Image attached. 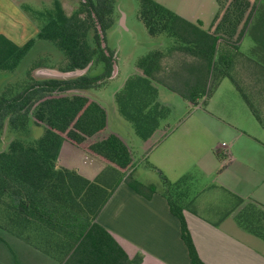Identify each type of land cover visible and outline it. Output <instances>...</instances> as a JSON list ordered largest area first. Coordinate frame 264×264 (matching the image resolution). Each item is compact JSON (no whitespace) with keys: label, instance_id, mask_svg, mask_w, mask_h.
I'll use <instances>...</instances> for the list:
<instances>
[{"label":"trees","instance_id":"trees-1","mask_svg":"<svg viewBox=\"0 0 264 264\" xmlns=\"http://www.w3.org/2000/svg\"><path fill=\"white\" fill-rule=\"evenodd\" d=\"M215 1L217 11L208 28L203 29L201 21L191 22L156 0H137L138 19L149 36L166 35L172 40L166 51L178 49L206 62L202 81H185V89L177 90L158 76L165 50L157 48L138 58L137 71L125 79L114 93V100L120 114L141 139H147L168 113V108L158 100L155 86L158 83L169 85L194 107L200 101L205 103L219 80L227 77L261 122L230 74L231 58L220 55L217 61L213 59L220 43L238 51L257 3L255 0ZM115 13V0H79L78 8L70 13L55 0L50 9L38 13L41 26L36 37L62 51L65 62L61 70L89 65L88 71L98 63V72L86 71L67 79H36L31 72L41 64L32 63L15 93L0 94V130L6 122L10 128L19 129L29 120L44 127L39 138L11 140L7 148L0 151V208L7 218L5 228L35 243L58 264H132L140 260L139 257L130 259L107 229L96 221L116 184L104 186L56 162L58 143L66 140L113 170L127 173L126 183L136 192L150 195L155 191L154 185H144L130 177L138 163L132 149L122 137L106 131L105 108L79 92L101 85L112 73L116 52L107 45L105 35L115 24ZM97 24L104 35V47ZM34 41L30 38L18 45L0 33V72L14 71ZM210 78L214 81L209 87ZM162 182L176 186L164 178ZM168 201L170 210L179 220L180 237L191 263L204 264L198 257L181 207L171 197ZM29 228L39 230L45 239L34 242Z\"/></svg>","mask_w":264,"mask_h":264},{"label":"crops","instance_id":"crops-1","mask_svg":"<svg viewBox=\"0 0 264 264\" xmlns=\"http://www.w3.org/2000/svg\"><path fill=\"white\" fill-rule=\"evenodd\" d=\"M0 1L3 9L10 13L6 17L0 12L1 34L18 44L20 37H28L29 31L38 32L41 22L33 21L20 10V0ZM156 1L191 22L201 21L203 29L208 28L217 11L215 0ZM168 2H175L177 7ZM17 17L21 22L11 21ZM118 20L122 25L127 24L128 16L120 11L116 2L115 24L110 31L120 26ZM11 24H18L20 33L15 32L18 28L8 32ZM238 53L243 58L239 59L240 65L234 64L232 59L230 74L257 111L261 122L252 114L232 81L223 77L205 103L200 101L194 106L205 104L211 111L214 133L220 140L213 144L215 148L211 149V157L207 156L198 164L194 162L197 156L189 140L197 137L186 126L169 142L170 145H162L167 136L163 137L152 146L147 157L143 156L137 163L144 164L157 175L156 180L146 181H161L163 184L164 178L178 186L179 192L181 187H187L193 181H200L203 185L189 194L178 193L179 198L170 197L181 207L198 257L204 264H264V235L243 226L235 216L239 208L248 204L245 210L249 216L264 217V62L256 59L255 51L254 56L239 50ZM51 66L47 64L46 67ZM205 120L207 117L199 116L191 122L203 123ZM98 161L100 171L110 167ZM126 181V176L113 181L111 186L107 181H94L107 187L116 184L96 221L107 229L130 259L140 258L139 262L132 264H192L180 237L179 220L170 210V197L162 190V184L141 182L155 186V191L146 195L136 192ZM251 203L258 205V209ZM0 232V264H13L15 250L24 264H58L52 255L8 228L0 226Z\"/></svg>","mask_w":264,"mask_h":264},{"label":"rangeland","instance_id":"rangeland-1","mask_svg":"<svg viewBox=\"0 0 264 264\" xmlns=\"http://www.w3.org/2000/svg\"><path fill=\"white\" fill-rule=\"evenodd\" d=\"M15 1V0H14ZM19 1V0H18ZM19 8L30 19L35 22L40 21L39 12L46 9H50L53 6L55 0H20ZM63 5L64 10L70 13L74 8H78L79 0H58ZM257 3V10L253 19L251 20L245 34H243L238 50L246 55L255 51L256 59L264 62V0H255ZM118 8L125 15L128 16L127 24H120V26L114 31H106V43L116 52V73L112 77H108L103 83L97 87L80 90L88 97L99 102L106 110V131L117 134L122 137L126 143L132 149V152L136 158V161L147 157L150 149L156 143L167 136L166 140L162 142V145H170L172 141L180 132H182L186 126L196 133L195 139L189 140V145L193 146L196 152V158L194 162L198 164L206 159L207 156L211 157V149L215 148L213 144H216L217 137L215 136L214 122L211 121V111L202 104L198 107H190L185 99H183L178 92L172 90L169 85L174 89H185V81H191L192 83L196 79L202 81L203 75L206 71V62L199 58H195L181 50L174 49L167 50L166 48L172 43L170 37L166 35H160L158 37H151L147 33L144 25L138 19L137 16V0H116ZM173 7H177L175 2H168ZM173 4V5H172ZM178 4V3H177ZM168 7V6H167ZM170 9V7H168ZM5 13V16L10 15L5 9H3L0 1V12ZM6 19V18H5ZM12 22H21L20 17L17 19H11ZM18 23V22H17ZM12 25V24H11ZM16 33H20L18 24L10 26L7 31L12 29ZM34 31H29L28 37H20L17 39L21 45L24 44L30 38H34L35 41L32 47L28 50L24 58L18 64L16 69L10 73L0 72V94H13L17 91L19 86L26 78V71L32 65L37 62L41 66L32 70L31 74L34 78L40 79L46 77L44 74H36L37 70L43 69L47 64H52V68L62 69L64 67V55L54 44L40 40L36 37ZM26 38V39H25ZM90 38V36H89ZM254 39L256 45H254ZM161 42V43H160ZM18 43V44H19ZM161 44L158 46V44ZM165 50L164 55L160 62V72L158 76L163 79L169 85L162 83L155 84L157 90V96L159 102L168 108V113L159 123L158 128L145 140L141 139L133 130L129 122H127L118 111L117 104L114 100V93L122 86L125 79L132 73L136 72V62L139 57L145 55L147 52L154 49ZM220 55H226L234 58V64L240 65L239 59L243 58L238 51L232 50L227 45L220 43L217 47L216 54L213 56L214 61L220 58ZM254 56V55H253ZM36 62V63H34ZM99 64H93L87 72L95 74L98 72ZM234 74V67L232 69ZM213 78H210L207 86H211ZM240 95V94H238ZM199 116L207 117V120L191 122ZM44 132L42 125H35L29 120L25 127L19 129L10 128L6 122L3 128L0 130V151L5 150L11 140L31 141L39 138ZM220 142V140H218ZM162 147V146H161ZM149 161V159L147 158ZM56 162L65 168L76 170L81 176L92 181H107L108 186H111L113 181H118L126 174L113 170L112 168H105V170H99V161L85 152L69 143L66 140H60L56 151ZM132 179L139 180L140 182H154L155 184H162L161 181H146L156 180L157 175L151 169H148L143 165L138 164L130 176ZM206 181V180H205ZM200 181H193L187 187H181L180 192L189 194L192 191L203 186L200 185ZM162 190L173 198H179L180 192L178 186L173 187L169 185L161 186ZM191 191V192H190ZM179 193V194H178ZM248 204L239 208L235 216L237 220L245 227L260 232L264 235V217L262 215L251 217L248 215V210H245ZM253 207L258 209V205L251 203ZM4 210L0 208V225L6 227V220ZM259 219L260 222L257 220ZM27 232V231H25ZM30 236L36 243L42 242L45 239L44 234L34 228H29ZM2 236V233L0 232ZM11 244V243H10ZM11 248L15 250L14 245L11 244ZM13 264H24L23 260L17 250L13 254Z\"/></svg>","mask_w":264,"mask_h":264},{"label":"water","instance_id":"water-1","mask_svg":"<svg viewBox=\"0 0 264 264\" xmlns=\"http://www.w3.org/2000/svg\"><path fill=\"white\" fill-rule=\"evenodd\" d=\"M97 29L102 39L104 35H103V32L99 24H97ZM101 43H102V46L104 47L105 42L103 39ZM88 66L89 65L81 69L68 70V71H63V70L55 69L52 67H45L43 69L37 70L36 74H44L46 77H43V78L51 77V78L67 79V78H73V77L84 74L87 71ZM115 73H116V61L113 62V69H112V73L110 77L114 76Z\"/></svg>","mask_w":264,"mask_h":264}]
</instances>
